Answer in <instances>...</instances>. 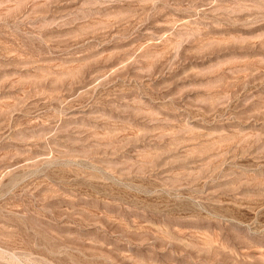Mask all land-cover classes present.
Listing matches in <instances>:
<instances>
[{
  "label": "rangeland",
  "instance_id": "rangeland-1",
  "mask_svg": "<svg viewBox=\"0 0 264 264\" xmlns=\"http://www.w3.org/2000/svg\"><path fill=\"white\" fill-rule=\"evenodd\" d=\"M0 264H264V0H0Z\"/></svg>",
  "mask_w": 264,
  "mask_h": 264
}]
</instances>
